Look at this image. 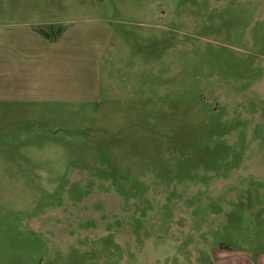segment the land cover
Wrapping results in <instances>:
<instances>
[{
	"label": "rangeland",
	"instance_id": "obj_1",
	"mask_svg": "<svg viewBox=\"0 0 264 264\" xmlns=\"http://www.w3.org/2000/svg\"><path fill=\"white\" fill-rule=\"evenodd\" d=\"M70 1L101 93L0 100V264H264V0Z\"/></svg>",
	"mask_w": 264,
	"mask_h": 264
},
{
	"label": "crops",
	"instance_id": "obj_2",
	"mask_svg": "<svg viewBox=\"0 0 264 264\" xmlns=\"http://www.w3.org/2000/svg\"><path fill=\"white\" fill-rule=\"evenodd\" d=\"M13 2L0 20V100L5 113L11 116L13 105L25 103L36 107L34 114H42L43 105L55 112V101L98 97L101 61L114 33L101 7L87 9L70 0ZM48 25L65 29L48 39L37 30Z\"/></svg>",
	"mask_w": 264,
	"mask_h": 264
},
{
	"label": "trees",
	"instance_id": "obj_3",
	"mask_svg": "<svg viewBox=\"0 0 264 264\" xmlns=\"http://www.w3.org/2000/svg\"><path fill=\"white\" fill-rule=\"evenodd\" d=\"M65 26L63 25H48L47 27H37V30L48 39H56L62 34Z\"/></svg>",
	"mask_w": 264,
	"mask_h": 264
}]
</instances>
